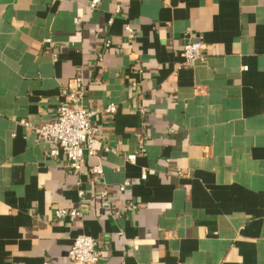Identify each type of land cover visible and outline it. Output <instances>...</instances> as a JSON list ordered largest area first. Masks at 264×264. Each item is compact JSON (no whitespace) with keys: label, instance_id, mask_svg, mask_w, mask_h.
Listing matches in <instances>:
<instances>
[{"label":"crops","instance_id":"obj_1","mask_svg":"<svg viewBox=\"0 0 264 264\" xmlns=\"http://www.w3.org/2000/svg\"><path fill=\"white\" fill-rule=\"evenodd\" d=\"M91 1L0 0V264H74L81 235L99 264H264V0ZM78 75L103 144L80 178L33 131Z\"/></svg>","mask_w":264,"mask_h":264},{"label":"built area","instance_id":"obj_2","mask_svg":"<svg viewBox=\"0 0 264 264\" xmlns=\"http://www.w3.org/2000/svg\"><path fill=\"white\" fill-rule=\"evenodd\" d=\"M101 0H92L91 8L96 9ZM118 13L120 10L117 11ZM130 39L134 38V32L130 27L126 28ZM50 43V40L47 41ZM105 48H110L111 43L107 41ZM185 64L192 67L196 62L205 58V45L201 41H191L183 49ZM135 86V85H134ZM61 96L64 99L56 111V119L40 128H33V131L40 139L52 144L48 154L55 159H64L68 163V169L75 177H81L82 165L86 158H91L103 148L100 141V130L93 125V118L96 112L87 111L85 108L84 79L82 75L74 78L67 87L62 88ZM103 112L106 115L114 116L117 113V106L109 104ZM26 127L29 124L23 122ZM106 151H109L105 148ZM134 162L135 157L127 158ZM94 177H101L103 169L95 167L91 169ZM143 180L146 175L143 174ZM80 185V183H79ZM79 197L84 198L85 193L79 189ZM107 197V192L102 193ZM82 212L76 209H58L54 218L57 221L67 220L70 224L81 217ZM99 241L87 235L78 236L69 252V258L74 264H99L100 255L98 252Z\"/></svg>","mask_w":264,"mask_h":264}]
</instances>
